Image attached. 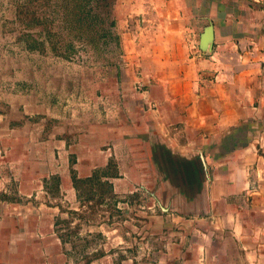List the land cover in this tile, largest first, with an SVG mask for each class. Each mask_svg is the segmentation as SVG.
Segmentation results:
<instances>
[{"label": "crops", "instance_id": "0c3cea01", "mask_svg": "<svg viewBox=\"0 0 264 264\" xmlns=\"http://www.w3.org/2000/svg\"><path fill=\"white\" fill-rule=\"evenodd\" d=\"M111 15L121 42H138L133 63L146 67L147 118L130 137H145L157 190L171 193L155 194L168 213L151 217L160 230L149 233L194 227L178 233L194 259L160 264H208L211 254L213 264L220 256L264 264V0H115ZM208 26L213 43L204 52ZM161 158L184 160L183 180L171 183L179 170ZM195 166L202 167L199 188L185 169ZM14 172V184L0 182V264H58L54 207L38 200L44 175ZM86 264L133 262L106 254Z\"/></svg>", "mask_w": 264, "mask_h": 264}, {"label": "rangeland", "instance_id": "374dc122", "mask_svg": "<svg viewBox=\"0 0 264 264\" xmlns=\"http://www.w3.org/2000/svg\"><path fill=\"white\" fill-rule=\"evenodd\" d=\"M93 4L0 0V182L14 184V169L44 175L38 200L54 207L63 253L58 264H86L106 254L133 264L193 260L196 251L178 235L191 225L149 233L160 230L151 217L168 213L155 194L166 199L171 193L157 190L145 137L131 138L147 118L146 67L131 60L138 42H121L114 28L117 42L94 34L102 24L89 20L99 15ZM162 161L179 170L171 183L183 180L184 160ZM201 168H185L188 176L195 172L198 188ZM218 259L228 264V256Z\"/></svg>", "mask_w": 264, "mask_h": 264}, {"label": "trees", "instance_id": "16d2710c", "mask_svg": "<svg viewBox=\"0 0 264 264\" xmlns=\"http://www.w3.org/2000/svg\"><path fill=\"white\" fill-rule=\"evenodd\" d=\"M101 0H94V5H98V3L100 2ZM110 4H112V0L110 2H106L105 5H103L104 7L106 6H109ZM107 14H105L104 16H101L100 15V12L99 15L96 13V19H93L92 17V14L88 15L89 16V20H92L94 21V23L96 22H100L102 25L99 26L97 29L93 30L94 34H98L99 33V37H102L104 39L103 42H110V41H115L117 42V34H115L114 30H113V27H114V20L110 18V15L108 13V10L106 11ZM95 37V36H94ZM93 38V37H91ZM73 181L76 183L77 180L75 178V175H73ZM84 181H87V178L84 179ZM76 186V185H75ZM109 187H111L109 185Z\"/></svg>", "mask_w": 264, "mask_h": 264}, {"label": "water", "instance_id": "95a60500", "mask_svg": "<svg viewBox=\"0 0 264 264\" xmlns=\"http://www.w3.org/2000/svg\"><path fill=\"white\" fill-rule=\"evenodd\" d=\"M213 43V32H212V27L208 26L203 33L201 34L200 41H199V47L201 50L204 52L208 51L211 49ZM201 162L203 160L201 159ZM204 164V163H203Z\"/></svg>", "mask_w": 264, "mask_h": 264}, {"label": "flooded vegetation", "instance_id": "af4514ba", "mask_svg": "<svg viewBox=\"0 0 264 264\" xmlns=\"http://www.w3.org/2000/svg\"><path fill=\"white\" fill-rule=\"evenodd\" d=\"M110 1L111 0H101L98 3V7L100 8L98 11L102 14V16H104L105 14H107V12H106L107 10H108L109 15L112 16L110 10H111V6H112L114 0H112V4H110L109 6H107V7L106 6L105 7L103 6V5H105L106 2H110Z\"/></svg>", "mask_w": 264, "mask_h": 264}]
</instances>
